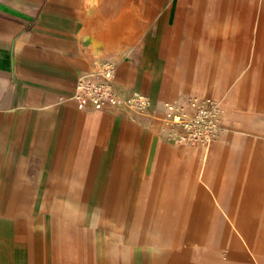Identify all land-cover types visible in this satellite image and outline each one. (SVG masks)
Listing matches in <instances>:
<instances>
[{
  "label": "crops",
  "instance_id": "crops-1",
  "mask_svg": "<svg viewBox=\"0 0 264 264\" xmlns=\"http://www.w3.org/2000/svg\"><path fill=\"white\" fill-rule=\"evenodd\" d=\"M152 22L150 0H0V264L135 259L138 236L113 240L109 227L127 186L130 199L142 198L158 168L152 153L168 145L155 143L157 123L86 110L73 96L81 77L111 62L123 94L142 92L162 108L164 16L155 36ZM91 229L93 261L73 254V232L83 248Z\"/></svg>",
  "mask_w": 264,
  "mask_h": 264
},
{
  "label": "rangeland",
  "instance_id": "rangeland-1",
  "mask_svg": "<svg viewBox=\"0 0 264 264\" xmlns=\"http://www.w3.org/2000/svg\"><path fill=\"white\" fill-rule=\"evenodd\" d=\"M150 2L149 33L165 21L155 95L166 102L156 109L140 92L150 106L135 115L158 124L155 143L168 149L153 151L142 198L130 199L129 185L117 201L110 238L138 244L135 259L109 264H264V0ZM176 102L178 112L167 105ZM97 236L89 230L80 248L74 231L73 254L96 260Z\"/></svg>",
  "mask_w": 264,
  "mask_h": 264
},
{
  "label": "built area",
  "instance_id": "built-area-1",
  "mask_svg": "<svg viewBox=\"0 0 264 264\" xmlns=\"http://www.w3.org/2000/svg\"><path fill=\"white\" fill-rule=\"evenodd\" d=\"M114 70L115 66H109L105 73L96 71L81 77L73 96L76 103L91 111H122L121 100L115 86Z\"/></svg>",
  "mask_w": 264,
  "mask_h": 264
},
{
  "label": "bare ground",
  "instance_id": "bare-ground-1",
  "mask_svg": "<svg viewBox=\"0 0 264 264\" xmlns=\"http://www.w3.org/2000/svg\"><path fill=\"white\" fill-rule=\"evenodd\" d=\"M109 66H114V64L111 62H106L100 67L98 71L105 73L104 72L105 69L108 68ZM115 74H116V69L114 70V77H115ZM115 86L117 89V94L121 100V109L123 111L133 113V114L135 113L141 114L149 109V106H150L149 99L146 96L142 95L139 91H135L134 93L123 94L121 92V89L117 86L116 82H115ZM138 101H140V103ZM167 105L170 110L178 112L177 102L174 104L168 103ZM174 118H175L176 123L181 122L180 115H176ZM206 137L208 140H210L209 135H207ZM202 157L205 160L206 156L203 155Z\"/></svg>",
  "mask_w": 264,
  "mask_h": 264
}]
</instances>
